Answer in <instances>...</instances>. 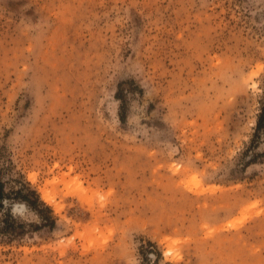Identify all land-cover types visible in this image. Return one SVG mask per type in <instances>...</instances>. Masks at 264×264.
Here are the masks:
<instances>
[{
  "label": "rangeland",
  "instance_id": "rangeland-1",
  "mask_svg": "<svg viewBox=\"0 0 264 264\" xmlns=\"http://www.w3.org/2000/svg\"><path fill=\"white\" fill-rule=\"evenodd\" d=\"M263 108L264 0H0V264H264Z\"/></svg>",
  "mask_w": 264,
  "mask_h": 264
},
{
  "label": "trees",
  "instance_id": "trees-1",
  "mask_svg": "<svg viewBox=\"0 0 264 264\" xmlns=\"http://www.w3.org/2000/svg\"><path fill=\"white\" fill-rule=\"evenodd\" d=\"M262 125H264V108L261 110V112L259 113L257 117V128L261 127ZM14 193L19 199L24 201L29 207L36 210L38 214H42L43 210H46L49 212L51 211V208L39 199L37 192L34 189L30 188L28 182H20L19 187L17 188V190H15ZM9 195L11 194L4 191V184L3 182L0 181V208L1 209H3L4 199L5 200L8 199ZM40 205H43V207L40 208ZM5 215L9 217L11 216L9 213H6ZM42 217L43 219H46V222L49 224V226L54 225V219L51 218L49 214L42 216ZM154 254L157 258L158 253L154 252Z\"/></svg>",
  "mask_w": 264,
  "mask_h": 264
},
{
  "label": "bare ground",
  "instance_id": "bare-ground-1",
  "mask_svg": "<svg viewBox=\"0 0 264 264\" xmlns=\"http://www.w3.org/2000/svg\"><path fill=\"white\" fill-rule=\"evenodd\" d=\"M48 196H49V195H46V198L49 200V197H50V196H49V197H48Z\"/></svg>",
  "mask_w": 264,
  "mask_h": 264
}]
</instances>
